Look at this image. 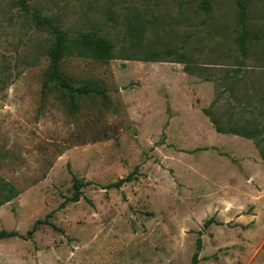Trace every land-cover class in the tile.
Masks as SVG:
<instances>
[{"label":"rangeland","instance_id":"rangeland-1","mask_svg":"<svg viewBox=\"0 0 264 264\" xmlns=\"http://www.w3.org/2000/svg\"><path fill=\"white\" fill-rule=\"evenodd\" d=\"M246 3L0 0V232L49 222L1 239L0 264H264V0ZM36 15L112 42L61 61L105 96L43 92L55 37ZM74 177L94 183L66 202Z\"/></svg>","mask_w":264,"mask_h":264},{"label":"trees","instance_id":"trees-1","mask_svg":"<svg viewBox=\"0 0 264 264\" xmlns=\"http://www.w3.org/2000/svg\"><path fill=\"white\" fill-rule=\"evenodd\" d=\"M23 4L25 0H22ZM241 15L246 17L247 15V3L246 0H237ZM36 23L38 26L47 29L55 37V43L49 48V56L51 59L50 66L45 73L44 83H43V92L49 93L54 90L59 91L63 98L70 97L69 104L72 109H75L76 103L74 98L76 96H92V95H106L105 88H100L99 84L95 82H88L85 85H76L72 83L70 78L66 76L61 69V61L69 51V49H75L80 54L89 55L97 60L108 61L112 58L113 44L107 39H104L100 36H97L92 33L80 34L76 37H72L68 32L63 30L57 23H55L49 17H43L36 15ZM239 41L242 47L243 52L246 51V32L242 33L239 37ZM204 112L211 118V121L216 127V130L219 133L225 134H236L248 139H256L258 136L257 129L249 128L248 125L243 126H229L223 127L219 123V119L212 116L210 110L205 109ZM261 156L264 158V150L260 151ZM137 168L127 175L126 177L120 178L116 182L110 183L102 188H121L126 183H129L133 180L134 175L136 174ZM91 181H84L82 179L74 177L73 179V194L69 197L66 202H78L84 195L83 189L93 184ZM16 190L13 186L9 187V196L5 202L10 201L14 198ZM64 202V203H66ZM48 222V217L45 220H37L33 228L28 232V235L22 236L19 235L17 231H1L0 240L7 237L21 236L27 239L30 235H33L37 230L38 226L41 224H46ZM202 248V240L199 238L197 240V249L198 251L193 256V261H197L199 257V252Z\"/></svg>","mask_w":264,"mask_h":264},{"label":"crops","instance_id":"crops-1","mask_svg":"<svg viewBox=\"0 0 264 264\" xmlns=\"http://www.w3.org/2000/svg\"><path fill=\"white\" fill-rule=\"evenodd\" d=\"M223 134H225V133H223ZM228 134V133H227ZM230 134V133H229ZM236 135V134H235Z\"/></svg>","mask_w":264,"mask_h":264}]
</instances>
